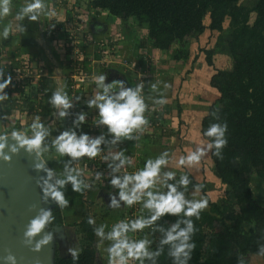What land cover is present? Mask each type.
Returning a JSON list of instances; mask_svg holds the SVG:
<instances>
[{"label": "clouds", "instance_id": "1", "mask_svg": "<svg viewBox=\"0 0 264 264\" xmlns=\"http://www.w3.org/2000/svg\"><path fill=\"white\" fill-rule=\"evenodd\" d=\"M12 11L11 0H0V19L7 17ZM47 12L44 0H25V3L15 12V30L23 35L26 28L23 21L39 22L42 14ZM51 17L54 12H47ZM55 25L51 24L49 28ZM12 25L0 30V39H8ZM107 75L102 73L94 77L95 93L83 101L87 109L95 110V119L91 127L96 135L82 130L86 122L85 111L72 112L73 100L63 88L52 91L48 97V105L54 109L53 115L61 122L72 116L68 127L52 137L53 129L49 128L35 116L25 130H13L10 136H0V160H10L9 154H16L23 149L37 157L54 150L55 156L62 159V168L59 172L48 167V161L39 160L34 163V169L42 172L38 187L41 191V202H51L55 208L65 209L69 200L65 196L66 187L71 192L82 193L90 187L83 178L81 169L73 165L81 158L94 159L102 151L108 149L109 154L102 159L106 162L107 172H95L94 179H107L112 192L108 193L107 207L119 209L127 206L139 205L141 215L134 219H121L114 223L109 231L106 225L93 227V234L101 243L108 241L105 248L107 264H157L158 257L165 252L171 264H189L192 252L195 249L193 235L196 232L192 218L199 219L200 214L208 207V200L201 196L199 199H189L186 196L188 186L192 183L188 174H182L177 179L175 171L169 170L170 157L167 151L161 152L155 158H147L143 167L134 172L122 171L131 166V158L125 155L124 149L113 151L123 141H138L139 133L148 125L145 116L148 105L143 95L144 83L128 86L125 80L114 79L105 82ZM12 83V76L0 66V103L9 99L5 89ZM168 85L165 84V88ZM153 91L157 85L151 84ZM80 98H77L79 100ZM166 100L161 97L154 99V105H163ZM214 118L218 119V117ZM227 123H211L202 135L207 143L196 147L187 155H182L176 161V167H192L198 164L207 152L211 151L217 159H223L222 149L227 145ZM30 133V134H29ZM49 137H52L50 140ZM11 141V142H9ZM7 149V152H5ZM61 163V160H57ZM203 185L192 184L194 192H200ZM146 213V214H145ZM175 217L167 227L157 223L162 217ZM55 216L53 208L39 207L35 215L30 218L23 231V243L33 251H39L44 245L53 242L55 233L50 230L54 227ZM89 225H94L92 217L87 219ZM149 229L150 233L159 234L157 246L153 250V240L148 233L133 238L137 233ZM132 234V235H130ZM39 236V239H35ZM35 239V242H33ZM260 240H264L261 233ZM67 253L74 264L79 258V250L68 247ZM258 256H264V243H258ZM3 264H16V258L7 254L0 258ZM238 264H244L238 260Z\"/></svg>", "mask_w": 264, "mask_h": 264}, {"label": "trees", "instance_id": "2", "mask_svg": "<svg viewBox=\"0 0 264 264\" xmlns=\"http://www.w3.org/2000/svg\"><path fill=\"white\" fill-rule=\"evenodd\" d=\"M236 2L237 0L89 1V9L98 14L105 12L114 17L133 18L136 26L145 31L152 47L163 51L176 47L174 60L186 58L189 54V39L198 38L205 29L218 32L214 47L201 49L206 63L213 65V54L222 50L232 59L230 69L214 68L210 85L216 90L217 96L208 106L200 129L202 134L211 123H227V145L222 149L223 159H217L210 151L214 173L225 185L227 196L223 200L208 199L210 206L201 212L200 218H192L196 228L192 237L195 249L189 264H238V260L248 264L249 256L257 255L258 243H264V240L259 239L261 233H264V205L256 201L250 187L253 173L264 184V0H255L251 9L240 7ZM251 11L255 12V18L250 25L248 18ZM207 14L210 22L209 25H204L203 20ZM226 15L230 25L236 29L234 33L221 31L222 20ZM6 65V71L15 77H12V83L5 89L9 99L0 103V135L13 130L27 131L29 124L21 126L15 122L5 126L4 115L13 110L41 114L42 109L34 103L33 98L38 92L42 95L44 90L41 85L37 87L30 81V74L33 76L32 64L27 57H22L16 64L10 61ZM13 94L16 95L14 99ZM156 112L154 110L147 117L149 123L145 127L163 120L154 118L153 114ZM202 137L207 140L203 135ZM182 174L178 173L177 179ZM189 178L192 183L188 186L187 198L197 199L189 196L192 184L203 185L199 193L207 197L206 192L212 188L211 185L205 181L196 182L190 176ZM243 197L249 203H243ZM234 203L241 210L240 213H234V208L231 209ZM52 208L54 226H61L62 210ZM230 211L233 213L232 217ZM253 215V231L251 236H247L242 231V223ZM89 217L91 216L88 214L83 215L74 225L79 241V258L75 264H97L104 258L95 243L96 236L92 229L96 226L87 223ZM174 220L175 217L166 216L157 223L167 227ZM216 224L221 228L216 229ZM148 238L153 240L151 247L154 250L159 234L150 233ZM166 252L167 246L165 252L158 257L157 264H171ZM53 264L74 262L69 254L55 252Z\"/></svg>", "mask_w": 264, "mask_h": 264}, {"label": "crops", "instance_id": "3", "mask_svg": "<svg viewBox=\"0 0 264 264\" xmlns=\"http://www.w3.org/2000/svg\"><path fill=\"white\" fill-rule=\"evenodd\" d=\"M89 1L44 0L47 12H54L55 15L50 17L46 12L41 15L39 22H29L25 19L23 24L26 32L20 35L15 30L17 22L14 15L25 0H11V13L0 19V30L12 25L8 39H0V66L6 70L7 62L14 61L16 64L22 57H27L32 64L33 76L29 77L30 81L37 87L41 85L44 90L40 98H33L34 103L42 109L41 114L33 115L25 111L13 110L4 117L9 121L13 119L11 124L17 122L23 126L30 125L33 118L38 115L45 125L53 129L52 137H54L58 133L57 130H60L58 125H70L72 119L68 117L63 122L59 121L53 115L54 109L47 103L52 91L63 88L68 93L69 99H71V91H75L77 98H80L75 102L76 109L80 108V111L86 113V122L82 130L96 135V130L91 127L95 119V110L87 109L83 104L84 100L95 93L94 77L105 73L106 83L119 79L125 80L128 86L132 87L136 83L143 82L147 112L157 110L158 118L163 120L147 127V130H142L138 141H123L112 150L122 148L126 156L133 158L131 166H126V172L129 173L143 167L147 158H155L161 152L167 151L170 157L169 170L175 171L176 174L187 173L196 182H208L212 188L207 190L206 195L210 197L216 189V184H223L214 173L210 151L192 167H176V161L180 156L187 155L196 147L207 143L200 131L201 120L206 115L208 106L217 96L216 90L210 85V77L215 72L214 68L220 67H215L213 56V65H208L203 51L198 54L196 43L193 42L198 38L189 39V54L186 58L174 60L176 47L170 51L152 47L145 31L136 26L133 18L114 17L105 12L98 14L89 9ZM51 24L55 26L49 28ZM71 30L82 32L76 46H71L69 43ZM206 32L210 34L208 29L203 33ZM106 33L109 35L106 36ZM209 43L204 49H208ZM72 47L81 52L77 58L73 56ZM78 71L86 72L88 78L80 89L73 90V76ZM151 84L157 85L155 91L152 90ZM165 84L168 85L167 88ZM15 96L13 94L12 98L14 99ZM161 97L166 103L162 106L154 105V99ZM102 154L108 155V149L102 151ZM86 159L85 157L84 161ZM79 163L73 166L82 167L83 178L90 184V187L83 191L81 201L87 204L91 201L90 195L91 197L95 194L107 196L113 191L107 181L105 185L98 183L93 176H89L83 162L82 165ZM121 209L122 207L109 208L108 214L103 216L109 228H111L110 222L116 218L115 215L120 214ZM100 252L103 254L102 251ZM248 264H264V259L262 256L251 255Z\"/></svg>", "mask_w": 264, "mask_h": 264}, {"label": "water", "instance_id": "4", "mask_svg": "<svg viewBox=\"0 0 264 264\" xmlns=\"http://www.w3.org/2000/svg\"><path fill=\"white\" fill-rule=\"evenodd\" d=\"M9 155L10 160H0V258L10 253L16 258V264H53L54 238L52 243L42 246L39 251H33L23 243L25 225L35 215L36 209L54 207L51 202H41L38 182L43 173L34 169V163L44 159L23 149ZM50 230L59 239L64 238L62 225ZM0 264H3L2 260Z\"/></svg>", "mask_w": 264, "mask_h": 264}, {"label": "rangeland", "instance_id": "5", "mask_svg": "<svg viewBox=\"0 0 264 264\" xmlns=\"http://www.w3.org/2000/svg\"><path fill=\"white\" fill-rule=\"evenodd\" d=\"M255 0H237L236 4L240 7H245L247 9H251L253 3ZM255 18V12L251 11L249 13V18H248V23L251 25L254 21ZM209 16L208 14L204 17L203 23L204 25H209ZM116 31V30H115ZM221 31L223 33H234L236 31L235 28H233L230 25L229 22V17L226 15L224 16L223 20H222V29ZM218 34V32L213 31L210 32V34H208V32L206 33H202L201 35H199L198 40L193 41L196 43V50L198 52V54H200L202 51L201 49L204 48L206 46V44L208 42V49H212L215 45V37ZM109 34L106 33V36H108ZM214 37H213V36ZM105 36V37H106ZM214 42V43H213ZM205 44V45H203ZM213 44V46H211ZM210 47V48H209ZM106 55V54H105ZM213 59H214V65L215 67H220L222 69L228 70L231 68V64H232V59L231 57L224 52V50L219 51V52H215L213 54ZM190 71V69H189ZM6 73L8 75H11L10 73H8V71H6ZM16 74V72H15ZM12 77H15L14 74L12 75ZM18 77V76H17ZM11 121L13 122V119H6L5 118V126H7L6 124H11ZM69 125L65 126V125H58V127L60 128V130H57V132L63 130L64 128L68 127ZM43 157L42 159L48 161V167L53 168L54 170H56L57 172H59L62 168V159L63 158H59L55 156L54 150H51L49 153H44L42 154ZM57 160H61V163H57ZM85 158L80 160V165H82V162L84 163ZM79 169H82V167L79 166ZM85 180V179H84ZM250 187L253 191V195L254 198L256 199V201L262 205H264V184H261L257 178L255 177V174H252V180L250 183ZM215 190L212 192L211 196L209 198L205 197L207 200H211V201H216L218 199H225L226 195V187L222 184H216L215 186ZM189 196L192 197H196L197 199H199L202 195H200L201 193H197L194 194L193 191L190 193L189 192ZM83 195L82 193H74L71 192L70 187H66V192H65V196L66 198L69 200V206L65 209H61V213L63 216V234H64V238L63 239H59L57 237V234H55L54 236V253H58L61 255L64 254H68L67 253V248L68 247H73L77 250H79V241H78V233L76 232V228H75V224L77 223V221L85 214L90 215L94 220H95V226H99L100 224H104L106 225L105 227V231H109V227L107 225V223L105 222L104 219V215L108 214L109 212V208L107 207V198L108 196H103V194H100L98 196H96V194L94 195V197H91V195L89 196V198H91V201L87 202V204H85L83 201H81V196ZM107 195V194H106ZM186 196H188V193L186 194ZM194 197V198H195ZM208 200V202H209ZM242 202L243 203H249V200L245 197L242 198ZM208 206H210V204L208 203ZM234 213H240V209L238 208V206L236 205V203L231 205V209H233ZM124 207H122L121 212L123 211ZM207 209V208H206ZM120 214L116 217H119L121 215ZM117 214V212H116ZM233 214L230 211V217H232ZM253 219H254V215L253 216H249V219H244L243 223H242V231H244L247 236H251L252 231H253ZM221 227L219 226V224H216V229H220ZM95 243L98 247L99 251H102V255H103V260L102 262H100L101 264H107V258L105 259V257H107V253L105 252V248L108 244V241H104L103 243H101L99 241V239L96 237L95 239Z\"/></svg>", "mask_w": 264, "mask_h": 264}, {"label": "built area", "instance_id": "6", "mask_svg": "<svg viewBox=\"0 0 264 264\" xmlns=\"http://www.w3.org/2000/svg\"><path fill=\"white\" fill-rule=\"evenodd\" d=\"M69 33H71L69 35V38H70V41L69 43L71 44V46H76L77 44V39L79 37H81L82 35V32H76L74 30H71L69 31ZM74 38V39H73ZM73 48V47H72ZM81 54V52L77 49H74L73 48V56L74 57H78L79 55ZM24 61H26V59H24ZM16 74H17V71H16ZM32 74H30V77ZM87 78H88V75L86 72H83V71H78L74 76H73V79H74V85H73V90H76V89H80L82 87V85L87 81ZM76 92L75 91H71V99L73 100V102L75 103L74 105V108L71 110L72 112H77V111H80V108H77L76 109V102L75 100L77 101V96H76ZM40 93L38 92L36 98H40ZM152 108V107H151ZM154 109L152 110V112L150 113L149 112H145V116L146 117H150L153 113ZM157 110H155L156 112ZM154 118H157L159 117V114L158 112L154 113L153 114ZM72 118V116H71ZM148 128L145 127L143 130H147ZM94 135V134H92ZM103 157V154L101 152L100 155H98L97 157H95L94 159L92 160H87L84 161V166H86V170L89 174V176H93L94 178V174L95 172L97 171H100V172H103V173H106L107 172V168H106V162L102 159ZM133 159V158H131ZM86 162H90L89 164H87ZM122 171H126V168L123 169ZM95 181H98V183L102 184V185H105L104 183L107 181L106 178H103L102 177V180H95ZM146 214V213H145ZM138 215H141V210H140V206L137 204V205H133L131 208L127 207V206H124V209H123V213L119 216V217H116L114 218L111 222H110V225L112 226L114 223H116L117 221L121 220V219H134L135 217H137ZM150 230L149 229H145L143 233H137L135 234V236L133 238H138L142 235H144L145 233H149ZM132 235V234H130Z\"/></svg>", "mask_w": 264, "mask_h": 264}]
</instances>
